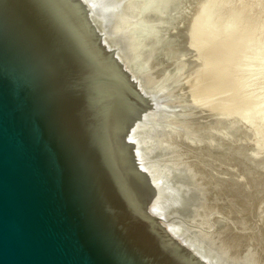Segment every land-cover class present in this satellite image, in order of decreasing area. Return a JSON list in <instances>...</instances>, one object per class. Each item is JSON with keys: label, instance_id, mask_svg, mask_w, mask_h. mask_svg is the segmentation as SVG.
I'll return each mask as SVG.
<instances>
[{"label": "water", "instance_id": "water-1", "mask_svg": "<svg viewBox=\"0 0 264 264\" xmlns=\"http://www.w3.org/2000/svg\"><path fill=\"white\" fill-rule=\"evenodd\" d=\"M107 34L100 0H0V264H235L162 153L175 97Z\"/></svg>", "mask_w": 264, "mask_h": 264}, {"label": "rangeland", "instance_id": "rangeland-1", "mask_svg": "<svg viewBox=\"0 0 264 264\" xmlns=\"http://www.w3.org/2000/svg\"><path fill=\"white\" fill-rule=\"evenodd\" d=\"M235 2L236 0H161L144 17L142 22L145 24L138 21L143 26L141 24L142 31L138 29L141 34H138L140 44L135 52L138 58L134 57L135 60L141 57L135 62L137 66L141 61V65L137 66H142L141 76L154 85L159 84V87L165 84L164 89L170 91L180 108L175 134L162 139L160 146L163 155L173 167L184 173L192 171L191 180L197 186L195 188L199 193V205L191 222V231L214 240V248L218 246L221 253L228 251L230 255L226 256V252L225 256L227 259L230 256L231 262L234 258L235 262L236 259L240 260V264H264V138H258V129L262 131L261 123L259 125L256 120L260 117L259 111L257 107L251 108L257 104V101H252L253 98L257 100L255 97L258 93L260 96L262 93L264 95V76L261 74L256 85L252 83L257 95L252 94L251 99L250 96L249 99L244 96V100L238 79L244 82L249 69L259 71V74L264 71V14L262 16L261 13H264V9L258 2H255L252 8L243 5L240 9ZM244 16L251 20L247 21ZM189 26L197 27L196 31L191 28L190 33ZM186 34L194 37H189L190 41H187ZM221 49L228 51L222 55L224 50ZM206 57H211L215 64L210 63L211 60L208 61ZM201 60L204 63L203 68ZM238 60L242 61V64L239 65ZM246 60L251 64V68ZM207 61L208 65L211 64L212 69L208 66L211 70L207 68ZM244 64H247L246 68ZM213 67H217V74ZM206 69L209 70V75ZM235 70H238L237 74ZM242 73L246 76L243 77ZM261 117L260 122L263 120ZM252 124L258 128L257 135L256 127ZM253 135L257 137L258 142Z\"/></svg>", "mask_w": 264, "mask_h": 264}, {"label": "bare ground", "instance_id": "bare-ground-1", "mask_svg": "<svg viewBox=\"0 0 264 264\" xmlns=\"http://www.w3.org/2000/svg\"><path fill=\"white\" fill-rule=\"evenodd\" d=\"M161 0H100V7H101V14H102V21H103V25H104V28H105V30H106V32L108 33L107 35V37H108V39H109V41L110 42H113V44H114V46H117V49H119V52H120V54H122V55H125L127 58H128V61H129V63H130V67L134 70V71H136L139 75H141V73H142V66H140V67H137V66H139V65H141V61H139V63L137 64V66H135V62H137L141 57H139V59H136L135 60V57L136 58H138L136 55H135V52H136V48H139L138 47V44H140V42H138V36L139 35H141L140 34V32H139V30L141 29V31H142V26H143V24L142 23H144V22H142L143 21V19H144V17L151 11V10H153V8H155L158 4H159V2H160ZM238 1V2H237ZM255 2H258V4L260 3V7H262L263 9H264V0H236V2H235V5H237V8H240L241 6H243V5H246L248 8H252L253 6L252 5H254V3ZM237 3V4H236ZM259 6V5H258ZM245 7V6H244ZM234 9H235V7H234ZM240 9H242V8H240ZM236 10H239V9H236ZM259 10V9H258ZM259 11H261V10H259ZM261 13H262V16H263V11H261ZM249 16V15H248ZM251 16V15H250ZM220 17V16H219ZM224 17H225V15H224ZM245 17H247V16H244V18ZM252 17V16H251ZM222 18V17H221ZM264 18V17H263ZM224 19V18H223ZM245 19H247V18H245ZM249 19H247V21H248ZM250 20H251V18H250ZM249 20V21H250ZM264 20V19H263ZM138 21H141V22H139L138 23ZM221 21V20H220ZM237 21V20H236ZM225 21H223V23H224ZM141 24H142V26H141ZM145 24V23H144ZM239 24H240V22H239ZM138 25H139V27H138ZM194 25V24H193ZM244 25H245V22H244ZM141 26V27H140ZM196 26H198V25H196ZM262 26H263V24H262ZM261 27V26H260ZM264 27V26H263ZM189 28H190V26H189ZM191 28L194 30V31H196L195 30V28H197V27H195L194 26V28L191 26ZM190 28V30H188V31H190V33H191V29ZM257 28V27H256ZM262 28V27H261ZM139 29V30H138ZM145 26H144V31H145ZM221 29H222V27H221ZM228 29V28H227ZM258 30V29H257ZM248 31V30H247ZM252 31V30H251ZM261 31V30H260ZM263 31V30H262ZM255 32V31H254ZM254 32H253V34H254ZM188 33V32H187ZM193 33V32H192ZM200 32H198V34H199ZM244 33V32H243ZM252 33V32H251ZM258 33V32H257ZM139 34V35H138ZM184 34V33H183ZM194 35V34H193ZM196 35H197V32H196ZM240 35V34H239ZM185 36V35H184ZM186 36H187V34H186ZM185 36V37H186ZM191 35H189V36H187V41L189 40L190 41V39L191 38H193V37H190ZM184 37V38H185ZM190 37V39H188ZM199 37V36H198ZM255 37H257V36H255ZM259 37V36H258ZM140 38V37H139ZM149 38H150V35H149ZM183 38V39H184ZM251 38V37H250ZM186 39V38H185ZM254 39V38H253ZM256 39V38H255ZM141 40V39H140ZM136 41L138 42V43H136ZM186 41V40H185ZM186 41V42H187ZM260 41V40H259ZM191 42H192V40H191ZM190 42V43H191ZM247 42V41H246ZM252 42H253V40H252ZM261 42V41H260ZM189 43V42H188ZM194 43V42H193ZM201 43V42H200ZM256 43V42H255ZM196 44H197V42H196ZM241 44V43H240ZM257 44V43H256ZM264 44V43H263ZM191 45V44H190ZM189 45V46H190ZM198 45V44H197ZM259 45H260V43H259ZM187 46V45H186ZM192 46V45H191ZM196 46V45H195ZM194 46V47H195ZM199 46V45H198ZM184 47H185V45H184ZM234 47H235V45H234ZM233 47V48H234ZM242 47V46H241ZM197 48V47H196ZM232 48V47H231ZM230 48V49H231ZM238 48V47H237ZM249 48V47H248ZM182 49H183V47H182ZM182 49H181V51H182ZM187 48H185V50H186ZM189 49V48H188ZM192 49H193V47H192ZM243 49V48H242ZM139 50V49H138ZM190 50V49H189ZM199 50V49H198ZM224 50V49H223ZM222 49H221V51H223ZM228 50H229V48H228ZM227 49L226 50H224V52H223V54L222 55H224L225 54V51H228ZM236 50V49H235ZM255 50V49H254ZM233 51V50H232ZM257 51H258V49H257ZM260 51V50H259ZM191 52V51H190ZM194 52H196V51H194ZM234 52V51H233ZM262 52H263V50H262ZM261 52V53H262ZM138 53H140L139 51H138ZM182 53H183V51H182ZM219 53H220V50H219ZM219 53H218V55H219ZM227 53V52H226ZM229 53V52H228ZM236 53V52H235ZM237 53H238V51H237ZM241 53V52H240ZM240 53L238 54V55H240ZM188 54V53H187ZM232 54V53H231ZM184 55V54H183ZM232 55H234V54H232ZM135 56V57H134ZM139 56V55H138ZM230 56V55H229ZM235 56L237 57V54H235ZM258 56V55H257ZM222 57V56H221ZM231 57V56H230ZM244 58H245V56H243ZM249 57V56H248ZM254 57H255V55H254ZM126 58V59H127ZM133 58H134V61H133ZM207 59H208V57H206ZM211 58V57H210ZM209 58V59H210ZM235 58V57H234ZM205 59V58H204ZM206 59V60H207ZM209 59H208V61H209ZM222 59V58H221ZM242 59V58H241ZM254 59V58H253ZM257 59V58H256ZM200 60V59H199ZM206 60H204V61H206ZM211 60V59H210ZM226 60V59H225ZM197 61H198V59H197ZM197 61H196V63H197ZM202 61V60H201ZM201 61H200V64H201ZM207 61V68H208V66H209V68H211V64L210 65H208V62ZM212 61V60H211ZM210 61V63H213V61L211 62ZM231 61H232V59H231ZM239 62V65H240V63L242 64V61L240 62V60H238ZM247 61V63L248 64H250L249 62H248V60H246ZM251 61H252V59H251ZM144 61L142 60V63H143ZM222 62V61H221ZM228 62H230L229 60H228ZM234 62H235V59H234ZM261 62H262V59H261ZM198 63H199V61H198ZM206 63V62H205ZM243 63H245L244 62V60H243ZM254 63V62H253ZM203 61H202V64H201V68H203ZM215 63H213V65H214ZM228 64H230V63H228ZM256 64H257V62H256ZM143 65V64H142ZM225 65H226V63H225ZM224 65V66H225ZM231 65H233V64H231ZM204 66H206V65H204ZM221 66V65H220ZM236 66H237V64H236ZM236 66H234L235 68H236ZM245 66H247V64L245 65L244 64V67ZM195 67H197L196 65H195ZM218 67V66H217ZM217 67L216 68H214V70L215 69H217ZM223 67V66H222ZM232 67V66H231ZM230 67V68H231ZM238 67V66H237ZM243 67V66H242ZM250 68H251V64H250V66H249ZM249 67H247L248 69H249ZM255 67V66H254ZM208 68V69H209ZM239 68V67H238ZM246 68V67H245ZM198 69H200L199 67H198ZM206 69L207 70V75H209L208 74V71L209 70H211V69ZM223 69V68H222ZM234 69V68H233ZM241 69V68H240ZM244 68H242L241 70H243ZM219 70V69H218ZM217 70V71H218ZM224 70V69H223ZM222 71V70H221ZM236 71V70H235ZM234 71V72H235ZM238 71V70H237ZM237 71H236V74H237ZM197 72V71H196ZM212 72V71H211ZM224 72H225V70H224ZM233 72V73H234ZM241 72H243V71H241ZM259 72V71H258ZM258 72H256L255 70H252V69H249L248 70V72H247V76L244 74V76H243V73H242V76L243 77H245L246 76V78L244 79V82L243 81H241L240 80V78H238L239 79V85H237V86H239V88L241 89L240 90V92L242 93L241 94V97H242V100H244V96L245 97H247L248 99H249V97L248 96H250V99L251 98H253V97H251V95L252 94H254L255 93V87H253V86H255L256 85V83L258 82L257 80L259 79V78H261V74L264 76V71L263 72H261L260 74L258 73ZM200 73V72H199ZM215 73L217 74V72H216V70H215ZM239 73V72H238ZM211 74H213V73H211ZM220 74V73H219ZM223 74V73H222ZM235 74V73H234ZM202 75V74H201ZM224 76H225V74H224ZM239 76V75H238ZM205 77V76H204ZM209 77V76H208ZM214 77V76H213ZM216 77H218L217 75H216ZM227 77V76H226ZM242 77V78H243ZM144 78V77H143ZM197 78H199L200 79V77H197ZM206 78V77H205ZM212 78V77H211ZM234 78V77H233ZM237 78V77H236ZM146 79V78H145ZM147 81H149V82H151L150 80H148V79H146ZM207 80H209V78L207 79ZM214 80H215V77H214ZM225 80V79H224ZM262 80V79H261ZM213 81V80H212ZM217 81V80H216ZM222 81V80H221ZM238 80L236 79V82H237ZM254 81H256V82H254ZM264 82V81H263ZM152 83V82H151ZM235 83V82H234ZM252 83H255V85H253ZM154 84V83H153ZM160 84H163V83H160ZM209 84H211V83H209ZM157 86L159 85V84H156ZM212 85V84H211ZM235 85V84H234ZM253 85V86H252ZM163 86V85H162ZM161 85H160V87L161 88H163L164 89V87H165V84H164V86L162 87ZM219 86V85H218ZM236 89H237V87H236ZM167 91V90H166ZM237 91V90H236ZM168 92H170L169 90H168ZM239 93V92H238ZM256 94V93H255ZM239 95H240V93H239ZM243 95V96H242ZM257 95V94H256ZM262 95H263V93L261 94V96H260V94L258 93V96L257 97H255V98H257V100L256 99H254L253 98V100L252 101H257L256 103V105L254 104V103H252V104H254L255 105V107H253V106H251V108H256L257 107V109H258V111H259V116L261 117V116H264V114H263V112H264V97H262ZM264 96V95H263ZM241 97H240V100H241ZM259 97V98H258ZM209 99H210V97H209ZM207 100H208V98H207ZM246 101V100H245ZM250 102V101H249ZM250 104H251V102H250ZM251 110H253V109H251ZM256 111V110H255ZM257 114H258V112H257ZM261 114V115H260ZM260 117H258L256 120H258L259 122H258V124L260 125V123H261V125H260V127H262V131L264 130V122H263V120H264V117H261L263 120L260 122ZM252 119H254V117H252ZM249 120V119H248ZM255 120V119H254ZM255 120V121H256ZM250 122V121H249ZM254 122V121H253ZM255 123V122H254ZM248 124V123H247ZM250 124H251V122H250ZM257 124V121H256V125H258ZM254 127H256L255 128V132H256V135L258 134V132H260L258 135L260 136V137H258V138H264V135L262 136L261 135V129H258L257 128V126H255V124H252ZM253 126H252V128H253ZM258 129V132L256 131ZM208 131V130H207ZM248 132H249V130H248ZM263 133H264V131H263ZM254 136V135H253ZM256 139H257V137L256 136H254ZM250 139V138H249ZM253 139V138H252ZM259 140H261V139H259ZM257 142H258V139H257ZM241 143V142H240ZM239 143V144H240ZM213 144H214V142H213ZM244 144V143H243ZM211 146V145H210ZM259 148V147H258ZM258 148H256V149H258ZM211 149V148H210ZM262 149V148H261ZM211 151V150H210ZM240 151H241V149H240ZM262 151V150H261ZM260 151V152H261ZM251 152V151H250ZM253 152V151H252ZM258 152V151H257ZM251 154V153H250ZM253 157H254V155H253ZM255 161V160H254ZM242 166V165H241ZM244 166V165H243ZM241 168V167H240ZM179 168H177V170H178ZM185 169V171H186V168H184ZM183 169V170H184ZM248 169V168H247ZM246 169V170H247ZM243 171H245L244 170V168H243ZM192 171L190 170V171H188V172H186L185 174H187L189 177H190V179H191V173ZM251 172V171H250ZM191 173V174H190ZM245 174H246V172H245ZM238 175V174H237ZM247 175H249V174H247ZM242 176V175H241ZM234 177H236L235 175H234ZM245 177V176H244ZM227 178V177H226ZM234 180V179H233ZM239 180H240V178H239ZM247 179H245V181H246ZM249 180H250V178H249ZM253 180V179H252ZM255 180H256V178H255ZM257 180H258V178H257ZM244 181V182H245ZM234 182H235V180H234ZM249 183V182H248ZM252 183V182H251ZM257 183V182H256ZM194 184H195V182H194ZM193 184V185H194ZM239 184H242V183H239ZM236 185V183L234 184V186ZM243 185V184H242ZM242 185H240V186H242ZM248 185V184H247ZM250 185V184H249ZM253 185V184H252ZM251 185V186H252ZM261 184L259 183V186H260ZM263 185H264V181H263ZM262 185V186H263ZM196 185H194V187H195ZM257 186V185H256ZM261 186V187H262ZM238 187V185H236V188ZM244 187V186H243ZM253 187V186H252ZM196 188H197V186H196ZM195 188V189H196ZM245 188H246V186H245ZM257 188V187H256ZM260 188V187H259ZM198 189H199V187H198ZM239 189V188H238ZM241 189V188H240ZM239 189V190H240ZM251 189V188H250ZM246 190V189H245ZM253 190V189H252ZM251 190V191H252ZM257 191V190H256ZM196 192H197V195H199V193H198V190L196 189ZM248 192H250V190L248 191ZM261 192V191H260ZM259 193V192H258ZM213 194V193H212ZM256 195V194H255ZM243 196V195H242ZM257 196H259V195H257ZM245 197V196H244ZM247 197V196H246ZM249 197V196H248ZM199 198V197H198ZM254 198H256V197H254ZM253 198V199H254ZM248 199H250V198H248ZM199 200V199H198ZM198 205H199V203H198ZM239 215V214H238ZM195 217V216H194ZM195 232L196 231H194V235L196 236V237H198V238H200L203 242H205L210 248H212L214 251H216L217 253H219L221 256H223L225 259H227L226 258V256L229 254L228 253V251H224L223 250V248H221L225 253H226V256H225V253H221V251H220V248L218 247V246H216L215 248H214V246H213V242L212 241H214V240H211V238L210 237H207V238H204L203 236L201 237V235L199 234H197V232H196V234H195ZM210 238V239H209ZM214 243H215V241H214ZM219 248V251H218V248ZM250 250V249H249ZM222 251V252H223ZM230 255V254H229ZM247 255V254H246ZM256 256V255H255ZM257 257V256H256ZM229 258H230V256H229ZM229 258L227 259L228 261H229ZM232 258V257H231ZM239 258V257H238ZM247 258V257H246ZM234 259V258H233ZM232 259V261H233V263H235V264H240V260H237L236 259V256H235V259H236V262H235V260H233ZM239 261V262H238ZM230 262H231V259H230ZM242 263H244V262H241V264Z\"/></svg>", "mask_w": 264, "mask_h": 264}]
</instances>
